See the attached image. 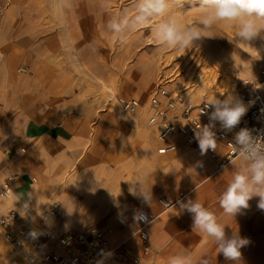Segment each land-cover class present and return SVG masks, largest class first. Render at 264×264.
<instances>
[{
    "label": "crops",
    "instance_id": "obj_1",
    "mask_svg": "<svg viewBox=\"0 0 264 264\" xmlns=\"http://www.w3.org/2000/svg\"><path fill=\"white\" fill-rule=\"evenodd\" d=\"M15 10L8 8L0 16V30H7L8 17ZM2 47L0 39V53ZM29 59L6 55L0 61V186L11 179L9 198L0 200V217L18 209L26 199L32 200L37 212L57 202L61 209L57 219L43 223L37 217L33 222L36 229L55 231L50 249L67 232L98 227L113 230L112 245L127 241L140 258L138 264H167L170 256L185 251L194 259L208 258L209 264H230L217 254L213 242L192 231L191 215L179 208L180 201L198 199L228 225L227 234L237 230L250 241L241 249L240 264H264V211L257 208L259 198L249 201V209L235 220L219 206V197L231 179V161L221 167L219 161L199 155L197 141L184 149L180 138L176 139L177 150L159 154L161 127L148 124L152 115L148 102L143 110L128 111L133 120L126 122L123 118L128 116L119 106L115 109L118 116L99 115L96 112L108 109L81 106L63 112L62 102L16 98L20 92L11 71L19 63L30 66ZM202 101L207 102L193 103ZM213 130H221L219 123ZM236 132H226L227 138L233 140ZM225 152L218 143V159ZM137 181L145 192L151 190V203L143 201ZM137 211L152 218L146 228L147 252L135 235ZM21 253L0 238V264H16L26 256V251Z\"/></svg>",
    "mask_w": 264,
    "mask_h": 264
},
{
    "label": "rangeland",
    "instance_id": "obj_2",
    "mask_svg": "<svg viewBox=\"0 0 264 264\" xmlns=\"http://www.w3.org/2000/svg\"><path fill=\"white\" fill-rule=\"evenodd\" d=\"M0 2V16L8 8L16 9L8 17L7 30H0V61L6 55L30 58V66L19 63L11 71L20 92L16 98L62 102L63 112L81 106L107 108L96 114L112 116L119 115L115 109L121 107V100H136L143 110L160 88L192 102L223 99L231 93L246 104L254 101L250 107L264 105V40L256 39L252 47L237 43V29L229 23L216 25L199 46L180 53L158 45L150 26L130 32L124 44L107 31L110 18L135 15L137 0ZM194 6L192 0H185L177 10L185 24L197 20ZM254 80L260 88L243 82ZM122 113L129 118L124 121L133 120L130 113ZM90 228L98 229L85 230Z\"/></svg>",
    "mask_w": 264,
    "mask_h": 264
},
{
    "label": "clouds",
    "instance_id": "obj_3",
    "mask_svg": "<svg viewBox=\"0 0 264 264\" xmlns=\"http://www.w3.org/2000/svg\"><path fill=\"white\" fill-rule=\"evenodd\" d=\"M184 2L185 0H137L134 16L110 18L106 29L117 42L124 44L130 32L150 26L151 36L158 45L180 53L199 46L208 37L205 33L220 23H229L237 29V43L252 47V42L256 39L264 40V0H192L195 5L193 8L199 16L191 25L185 24L181 19L183 13L177 11L183 8ZM243 82L251 83L256 88L261 87L255 80ZM253 103L250 100L246 104L231 93L223 99L217 96L209 98L206 105V108L212 109L207 113L209 123L195 127V139L201 155L209 150L217 151V136L213 130L216 124L219 123L221 130L231 132L240 124ZM233 148L235 159L230 160L233 165L231 179L219 197V206L226 216L235 220L237 214L249 209V201L254 197L259 198L257 208L264 211V131L240 128L235 133ZM139 185L143 201L151 203V190L145 192L141 182ZM178 203L181 211L191 215L192 231L213 242L217 254H222L230 264H240L241 249L250 243L248 238L241 237L237 230L227 234L228 225L221 223L217 215L198 199L188 198L186 202ZM133 219L148 221L142 211L134 212ZM31 235L36 236V232L33 231ZM167 264H209V260L204 256L194 259L190 252L185 251L170 256Z\"/></svg>",
    "mask_w": 264,
    "mask_h": 264
},
{
    "label": "built area",
    "instance_id": "obj_4",
    "mask_svg": "<svg viewBox=\"0 0 264 264\" xmlns=\"http://www.w3.org/2000/svg\"><path fill=\"white\" fill-rule=\"evenodd\" d=\"M123 111L128 112L138 107L136 100H121ZM152 115L148 120L151 126L160 125L161 130L158 141L161 147L159 154H166L177 150L176 139H182V148L189 149L196 143L195 127L203 125L208 120L212 109L206 108L207 102L193 103L182 95L171 93L160 88L149 99ZM203 111V112H202ZM247 127L255 131H264V105L257 103L248 109L240 124L233 130ZM217 142L225 148V156L218 159L215 151L209 150L206 154L212 159L219 161L222 167L230 160L235 159L233 140L227 138L225 131L215 132ZM199 155H201L199 151ZM203 155V156H204ZM7 182L0 186V200L10 196V187ZM165 208L170 205L159 201ZM30 199L24 200L18 209L10 210L0 217V238L6 241L18 254L26 251V256L16 264H138L140 261L127 241L112 245V229L90 228L84 231L67 232L58 237L54 249H50L51 241L55 231L50 228L36 229L33 225L38 217L41 222L46 223L57 219L61 214L60 205L57 202L50 203L46 208L38 212L33 209ZM27 205V207H25ZM148 221H136V232L140 242L147 252L146 228L151 224L152 218L143 212ZM35 231L36 236L31 233Z\"/></svg>",
    "mask_w": 264,
    "mask_h": 264
}]
</instances>
